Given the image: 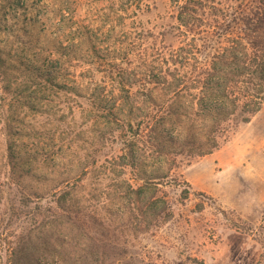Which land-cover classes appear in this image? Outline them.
Listing matches in <instances>:
<instances>
[{"label": "rangeland", "instance_id": "374dc122", "mask_svg": "<svg viewBox=\"0 0 264 264\" xmlns=\"http://www.w3.org/2000/svg\"><path fill=\"white\" fill-rule=\"evenodd\" d=\"M262 19L264 0H0V264H264V103L221 131L202 110L253 93L236 58Z\"/></svg>", "mask_w": 264, "mask_h": 264}, {"label": "trees", "instance_id": "16d2710c", "mask_svg": "<svg viewBox=\"0 0 264 264\" xmlns=\"http://www.w3.org/2000/svg\"><path fill=\"white\" fill-rule=\"evenodd\" d=\"M254 29H260L261 31L264 30V19L256 21L254 23ZM249 46L251 51L247 56L246 62L236 58L238 60L236 65V75L237 77H241L248 74V76L253 81H255V87L253 89L250 88L253 90V93L242 97V99H246V101H242V103H240L241 97H234L233 101L230 102L231 104L227 101V99L230 97H212L211 100L202 106V110L205 114L204 117H209L212 121H214V123L217 125V129L220 131L222 130L221 122L233 114L232 112L228 111V109L231 106H234V104L238 106L242 104L241 110H249V102H253L257 104V106L255 105L254 107L257 110L262 105V103H264V32L256 33L250 37ZM159 148L160 153H165L164 148ZM208 153H210V150L200 152L199 155H207Z\"/></svg>", "mask_w": 264, "mask_h": 264}]
</instances>
